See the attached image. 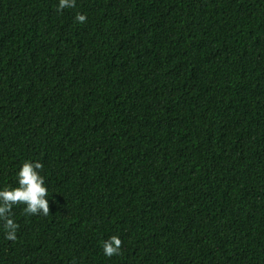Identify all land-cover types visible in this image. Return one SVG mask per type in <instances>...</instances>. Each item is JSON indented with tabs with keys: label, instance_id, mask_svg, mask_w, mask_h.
Instances as JSON below:
<instances>
[{
	"label": "trees",
	"instance_id": "trees-1",
	"mask_svg": "<svg viewBox=\"0 0 264 264\" xmlns=\"http://www.w3.org/2000/svg\"><path fill=\"white\" fill-rule=\"evenodd\" d=\"M58 3L0 0V189L50 206L0 264H264V0Z\"/></svg>",
	"mask_w": 264,
	"mask_h": 264
},
{
	"label": "clouds",
	"instance_id": "clouds-1",
	"mask_svg": "<svg viewBox=\"0 0 264 264\" xmlns=\"http://www.w3.org/2000/svg\"><path fill=\"white\" fill-rule=\"evenodd\" d=\"M76 0H59L57 11L62 12L65 8H75ZM75 20L81 24L86 23L87 16L77 12ZM43 164L40 162L24 161L17 173L18 186H5L0 189V221L6 232V239L15 241L19 225L11 218L14 205H25L23 212L27 215L43 214L50 212L47 198L48 188L45 179L40 175ZM122 240L118 235L111 236L102 244L104 255L112 257L119 255L122 248Z\"/></svg>",
	"mask_w": 264,
	"mask_h": 264
}]
</instances>
